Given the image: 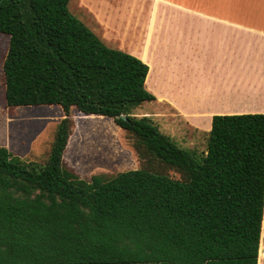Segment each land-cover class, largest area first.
Returning <instances> with one entry per match:
<instances>
[{"label": "trees", "instance_id": "1", "mask_svg": "<svg viewBox=\"0 0 264 264\" xmlns=\"http://www.w3.org/2000/svg\"><path fill=\"white\" fill-rule=\"evenodd\" d=\"M68 3L0 0L6 106L64 114L43 164L0 146V264H257L264 114L215 115L204 154L178 147L133 115L155 101L148 66L108 47ZM72 108L112 119L142 167L88 180L68 170Z\"/></svg>", "mask_w": 264, "mask_h": 264}, {"label": "crops", "instance_id": "2", "mask_svg": "<svg viewBox=\"0 0 264 264\" xmlns=\"http://www.w3.org/2000/svg\"><path fill=\"white\" fill-rule=\"evenodd\" d=\"M143 12L130 54L155 102L209 130L215 115L264 114V0H148Z\"/></svg>", "mask_w": 264, "mask_h": 264}, {"label": "rangeland", "instance_id": "3", "mask_svg": "<svg viewBox=\"0 0 264 264\" xmlns=\"http://www.w3.org/2000/svg\"><path fill=\"white\" fill-rule=\"evenodd\" d=\"M147 4L148 0H69L68 8L108 47L130 54V50L136 48L138 30L143 23V11ZM7 45L8 36L0 34V146L8 148L24 161L43 164L49 154L56 126L64 114L57 106H6L1 65ZM133 115L150 117L178 147L198 156L204 154L209 131L207 119L184 116L166 104L155 101L143 102L133 110ZM69 120L70 136L63 163L79 178L88 180L93 175L110 177L142 167L143 162L135 153L132 140L112 119L85 116L72 108ZM164 171L171 177H179L173 170ZM259 246L258 256L261 250L264 253V209Z\"/></svg>", "mask_w": 264, "mask_h": 264}, {"label": "bare ground", "instance_id": "4", "mask_svg": "<svg viewBox=\"0 0 264 264\" xmlns=\"http://www.w3.org/2000/svg\"><path fill=\"white\" fill-rule=\"evenodd\" d=\"M259 248H261V247L259 246ZM258 261H260L259 264H264V253L262 252V250H261V252H259Z\"/></svg>", "mask_w": 264, "mask_h": 264}]
</instances>
